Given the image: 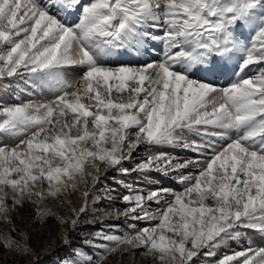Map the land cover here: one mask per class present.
I'll return each mask as SVG.
<instances>
[{"label": "snow or ice", "instance_id": "obj_1", "mask_svg": "<svg viewBox=\"0 0 264 264\" xmlns=\"http://www.w3.org/2000/svg\"><path fill=\"white\" fill-rule=\"evenodd\" d=\"M70 13L79 19L65 21ZM151 42L163 45L159 60L103 62L126 49L147 51ZM214 57H237V79L220 87L189 78L193 67L218 71ZM256 65L258 74H245ZM72 69L79 70L74 79ZM14 76L54 98L0 108V132L19 138L0 144V214L26 199L39 208L47 197L59 198L69 188L64 178L84 179L86 167L175 173L181 191L144 194L129 186L122 196L130 206L119 215L157 223H130L134 235L101 229L96 237L142 249L154 264H264V247L252 245L216 259L228 241L246 234L242 229L264 233V0H0V79ZM141 145L193 155L158 151L124 167ZM110 192L106 198L115 199ZM149 202L161 207L152 212ZM61 223L75 226L78 219ZM63 239L70 243L67 234ZM74 256L63 264H102L85 250Z\"/></svg>", "mask_w": 264, "mask_h": 264}, {"label": "bare ground", "instance_id": "obj_2", "mask_svg": "<svg viewBox=\"0 0 264 264\" xmlns=\"http://www.w3.org/2000/svg\"><path fill=\"white\" fill-rule=\"evenodd\" d=\"M44 2H47V0H45ZM52 14L55 15L56 11L53 10ZM63 18L67 22L72 21L74 23L75 22L74 18H76V13L67 14ZM242 39H248V42L251 43L252 36L250 33L245 32V35L244 37H242ZM151 48H155V52H152ZM162 50H163L162 44L151 42V47L147 51L137 52L132 49H126L120 51L118 54L114 56L103 57V62L106 64H110L111 66H117L122 64L136 66L142 63H146L148 61L159 60L162 56ZM213 63L219 69L218 71L212 73L199 72L195 70V67H193L189 70L188 73L189 78L198 81H203L209 84H215L220 87L227 86L233 80L237 79V77L235 76L239 65V59L237 57H233L232 59L229 60H224L219 57H214ZM259 67H260L259 65L252 66L250 70H246L245 74L248 76L258 74ZM71 73L72 72L70 70V78H72ZM74 78L75 77H73V79ZM26 79L27 78H21L16 76L11 78L5 77L0 79V108L21 104L23 102L46 101L54 98V94L49 89L45 88L42 91L35 90L25 82ZM11 88H14L15 92L7 91L10 90ZM18 142H19V138H11L7 134L0 132V144H6L12 146ZM224 143L225 142L223 141H217V144L222 145ZM158 151H167L173 155H179L181 158H187L193 155V153H191L190 151L175 146L141 145L138 148L137 152L134 153L133 159L123 162L124 167L128 169H132L135 167L136 164L140 163L142 159L146 158L147 154ZM195 171H196L195 169H188L185 171V174H188V172L194 173ZM86 172L88 173V175L84 179H81L80 177H73L71 180H67V178L64 179L68 185H77V184L79 186L81 185L80 188L82 190L81 192L82 196L80 197L81 195L80 194L76 198V200L72 203V210L74 211L75 219L76 218L81 219L84 215H88L91 222H94V218L92 217L93 212L90 213V211L92 210L98 211L99 209L100 210L104 209L106 212H109L111 210L117 209L118 211L123 213L125 209L130 206L126 202H118V201L107 202L105 200H100L98 199L100 198L98 197V195L96 198L93 197L91 199V203L90 202L88 203L87 200L85 201L83 197V193L86 190H88L91 194L92 190L94 188L97 189L98 187L97 185L98 182L94 183L93 176H98V175L104 176L106 173L107 176H111L114 179V182L118 184V186L115 189L117 190L116 193L120 195L121 199L124 194H128L129 186H131V188L136 187V185L133 184L134 183L136 184L138 180H141L143 184L144 182L146 183V187L142 186L137 190L143 192L144 194H146L149 190L161 189V188H167L177 192L183 189V185L177 182L175 173L163 175L159 172L149 170V171H136V173L130 172L127 175H123L117 172L114 168H106V167L102 168V170L99 173H97L96 169L92 167H86ZM85 180L88 181L84 183L83 181ZM118 181L122 183H118ZM85 185H87V189ZM39 188L40 185L37 184L36 187L33 189V191L39 190ZM168 199H172V197L169 196ZM34 204L37 207V204L35 202ZM76 205H78V207L80 206L79 209L81 207H86L85 213L79 214V209L78 210L76 209ZM159 207H161V205H157L156 207H154V210ZM46 208H47V198L45 199L44 203L39 206V208L37 207V210L38 211L44 209L47 210ZM13 210L14 209L9 211L8 215ZM0 217H3V219L7 220V218L3 214H0ZM101 218H103V216H101ZM117 218L119 219V225H120L118 228L121 230L116 229L113 230L112 233L118 235H125V234L134 235L135 231L128 227L130 223H135L137 228H142L146 225L154 224V221L133 222L130 219L124 217L123 215H121L120 218L119 217ZM241 231H244L246 234L237 240L228 241L226 246H223L218 250L216 259L223 257L225 254H230L234 251L246 248L249 245H252L253 247H264V233H259L253 230H243V229ZM120 248H122V251H124L122 254L123 256L130 255L132 257L133 255L140 256L141 254H143L142 249H133L129 245H121ZM47 250L48 249H46V251Z\"/></svg>", "mask_w": 264, "mask_h": 264}, {"label": "rangeland", "instance_id": "obj_3", "mask_svg": "<svg viewBox=\"0 0 264 264\" xmlns=\"http://www.w3.org/2000/svg\"><path fill=\"white\" fill-rule=\"evenodd\" d=\"M74 19L75 21L79 19L78 13H76V18ZM71 72L72 78H76L79 74L78 69H73ZM7 91L15 92L14 88ZM133 173H136V171ZM87 181L83 182L86 183ZM142 184L143 182L138 180L136 184H133L136 185L133 189L137 191L142 186L146 187L145 182ZM97 185V189L94 188L89 195L88 203H91V199L93 197L96 198L97 195L100 200L107 202H123L120 195L116 193L117 190L115 188L118 184L114 182L111 176H107V173L104 176L98 175ZM72 186L76 189L75 191L72 190ZM80 186L78 184L69 185L68 190L59 198L47 197V210L44 209L43 211L50 213V215L39 216L34 202L26 199L22 205L15 207L7 215V220L0 217V264H63L65 261L75 259L74 253L79 250L88 251L94 258L102 257V264H154L152 257L144 254L140 256L133 255L132 257L130 255L123 256L124 251H122V248H117L113 243L103 242L96 237L98 230L103 229L105 232L113 234L112 226H120L117 217L120 218L121 215L119 213L122 212L117 209L109 212L104 209L90 211V213L93 212L94 222L90 221L88 215H84L81 219H78V223L75 226H72L71 223H61L62 220L71 221L75 219L72 203L82 192ZM109 190H111L110 194L115 199L108 200L106 198ZM149 203L150 210L156 212L157 209L154 210V207L157 204L154 202ZM79 207L76 205L77 210ZM155 223L157 221H154ZM118 230L121 229L118 228ZM65 234H67V239L70 241L67 245L63 239ZM5 237L12 241L10 246H5ZM86 239H95L99 243H108L109 247L116 250L105 253L102 248H90L85 243ZM46 249L48 250L46 251Z\"/></svg>", "mask_w": 264, "mask_h": 264}]
</instances>
